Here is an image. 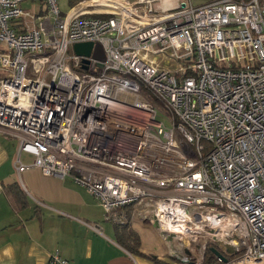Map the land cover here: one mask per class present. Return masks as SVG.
Wrapping results in <instances>:
<instances>
[{
	"label": "built area",
	"instance_id": "obj_1",
	"mask_svg": "<svg viewBox=\"0 0 264 264\" xmlns=\"http://www.w3.org/2000/svg\"><path fill=\"white\" fill-rule=\"evenodd\" d=\"M165 1L0 0V135L18 174L71 176L120 224L136 209L179 264H264V0Z\"/></svg>",
	"mask_w": 264,
	"mask_h": 264
},
{
	"label": "crops",
	"instance_id": "obj_2",
	"mask_svg": "<svg viewBox=\"0 0 264 264\" xmlns=\"http://www.w3.org/2000/svg\"><path fill=\"white\" fill-rule=\"evenodd\" d=\"M16 153V139L0 135V264H49L55 251L70 264H154L118 243L116 226L126 224L138 237L140 253L172 264L151 254L152 239L157 250L171 244L152 224L132 218L129 208L119 212L123 224L106 219L71 176L47 177L36 168L18 174ZM21 160L31 161L26 155Z\"/></svg>",
	"mask_w": 264,
	"mask_h": 264
},
{
	"label": "trees",
	"instance_id": "obj_3",
	"mask_svg": "<svg viewBox=\"0 0 264 264\" xmlns=\"http://www.w3.org/2000/svg\"><path fill=\"white\" fill-rule=\"evenodd\" d=\"M81 1L82 0H69L70 8L76 6ZM128 226V224L116 226L118 243L125 246V249L130 253L142 255L152 261L154 264H161L157 259L153 258L152 256H148L139 252L138 248L140 246V243L138 237L135 232L129 230ZM204 264L222 263L217 262V258L209 251L208 248L204 256Z\"/></svg>",
	"mask_w": 264,
	"mask_h": 264
},
{
	"label": "rangeland",
	"instance_id": "obj_4",
	"mask_svg": "<svg viewBox=\"0 0 264 264\" xmlns=\"http://www.w3.org/2000/svg\"><path fill=\"white\" fill-rule=\"evenodd\" d=\"M82 1H86V0H82ZM186 1L188 2L189 5H191L192 7L196 8V7H199V6H203V5L211 2L212 0H186ZM38 4H39L38 1H27V2H24L22 4V9H23V11H30L31 13H33L35 11V13H37L38 12V10H37L38 8L36 9V7L38 6ZM59 6H60V9L63 12V14L66 13L70 9L69 0H59ZM33 7H35V10L33 9ZM129 212L134 214L136 212V209L129 208ZM149 227L153 228L151 225ZM150 246H152L151 254L153 256L161 255V256L165 257L166 260L169 261L170 263L179 264L177 262L176 258L171 257L170 255H168L170 251H172V250L174 251L175 250L174 249V247H176L175 244H172V245L170 244L169 248L167 249L166 244L164 245L162 243L161 249L157 250L156 248H159V247L157 246V244L152 239V241L150 243ZM234 258H236V257H231V259H234ZM161 264H163V263H161Z\"/></svg>",
	"mask_w": 264,
	"mask_h": 264
},
{
	"label": "water",
	"instance_id": "obj_5",
	"mask_svg": "<svg viewBox=\"0 0 264 264\" xmlns=\"http://www.w3.org/2000/svg\"><path fill=\"white\" fill-rule=\"evenodd\" d=\"M73 52L77 56H84L89 57L92 56L94 59L103 61L104 60V54L102 51V48L98 44H93L90 42L87 43H77L74 44L72 48ZM209 251L218 259H220L221 262L226 263L227 259L216 249V248H209ZM186 264H192V263H186Z\"/></svg>",
	"mask_w": 264,
	"mask_h": 264
},
{
	"label": "bare ground",
	"instance_id": "obj_6",
	"mask_svg": "<svg viewBox=\"0 0 264 264\" xmlns=\"http://www.w3.org/2000/svg\"><path fill=\"white\" fill-rule=\"evenodd\" d=\"M173 2L170 0H166L162 6L165 7L169 4H172ZM80 10L81 11H91V10H99V11H112L113 9L112 8H109V7H102L97 4L96 1H89L88 3H85V4H82L80 6Z\"/></svg>",
	"mask_w": 264,
	"mask_h": 264
}]
</instances>
